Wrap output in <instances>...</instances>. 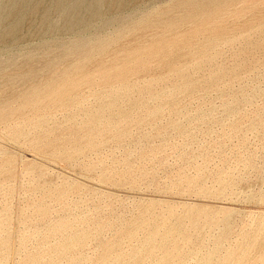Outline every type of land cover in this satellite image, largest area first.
Wrapping results in <instances>:
<instances>
[{
  "label": "rangeland",
  "instance_id": "374dc122",
  "mask_svg": "<svg viewBox=\"0 0 264 264\" xmlns=\"http://www.w3.org/2000/svg\"><path fill=\"white\" fill-rule=\"evenodd\" d=\"M171 1L135 0L137 7L114 13L103 9V17L92 22L86 30L79 27L72 32L64 30L63 18L55 10L51 9L49 19L44 22L43 8H40L35 15L24 18L14 40L0 43V75L18 77L30 61L37 67L49 59L61 62L65 58V49L76 41L112 38L126 30L138 15L163 8ZM239 1L228 5L223 20L212 19L203 26L182 28L181 34L189 31L180 38L181 46L173 42L176 40L172 41L173 36H167L170 39L166 37L164 45L168 46L164 48L166 51L162 50L163 56L160 51V55L139 57L141 62V58H145L142 64L147 67L140 66L141 62L137 60L134 62L138 66L128 61L131 65L128 64V74L124 76L129 80V86H135L131 87L133 90L147 86L143 92H149L143 96V109L120 101L119 108L130 112L121 125L128 133L121 142H115L111 133H104L97 141L98 150H88L80 161L71 162L66 156L76 147L46 146L45 139L35 142L41 137L38 135L45 133L43 130L39 133L31 130V134L19 140L8 132L9 128L0 126V163L11 161V166H5L7 168L0 174V224L7 220L9 227L6 226L4 234L10 237V250L4 264H18L20 259L43 244L45 224L36 215L41 202L49 209L51 220L85 217L86 230L89 223L107 225L105 231L84 245L86 264L111 263L112 257L118 254L121 255L118 264H136L131 250L154 226L160 227L162 236L172 230L171 237L178 242L183 256L182 264H203V258L209 253H213L210 264H264V49L251 45L260 42L264 35L260 28L264 0ZM20 3L21 0H0V32L10 25V11ZM36 3V0H26L23 9H35ZM43 7L49 8L50 2ZM134 9H138L137 12ZM215 25L227 34L220 35V43H206L213 39V34H192V30L204 33ZM232 34L239 36L229 37ZM128 42V38L118 40L117 45ZM137 46L133 43L130 47ZM203 49L210 50H206L208 56L201 57ZM209 56L211 59L207 61ZM96 57L81 73L73 75L74 79L84 74L93 75V78L99 76L98 69H91L100 60ZM146 61L148 63H144ZM38 69L42 70L39 76L44 77L45 71L41 67ZM179 70L185 75L182 76ZM217 72L220 79L212 83L208 77ZM186 81L188 84L184 83ZM1 85L5 86V83ZM15 86V93L24 92L26 88L18 82ZM96 87V92L101 93L107 86ZM150 92L157 97L150 98ZM132 94L135 98L138 91ZM10 95L9 92L0 94V104ZM88 95L89 90L85 89L84 107L95 102V98ZM156 108L161 110L158 116L149 117V111ZM23 116L18 123L33 118L30 112ZM81 120L79 117L77 122ZM120 120L123 119H116V124ZM140 121H144L142 126L137 125ZM53 122H60L64 127L51 132L49 140L57 141V145L68 144L71 137L69 122L61 114L47 127L52 128ZM70 187L75 191L70 199L76 206L67 209L68 202L57 199L53 191ZM169 206H174L179 213L185 207L207 209L216 223L209 226L201 218L196 226L185 221L180 227H174L175 218L171 217L161 224V214ZM5 208L6 213H1ZM144 221L148 225L137 231L136 238H128L132 228ZM185 236L190 237L188 242H183ZM22 237H26L27 244H21ZM71 253L66 256L67 260L76 257V252ZM40 254L45 259L40 264H45L48 255L42 250ZM161 254L156 251L145 264L154 263ZM66 258L59 264H66Z\"/></svg>",
  "mask_w": 264,
  "mask_h": 264
},
{
  "label": "bare ground",
  "instance_id": "6f19581e",
  "mask_svg": "<svg viewBox=\"0 0 264 264\" xmlns=\"http://www.w3.org/2000/svg\"><path fill=\"white\" fill-rule=\"evenodd\" d=\"M25 1L26 0H21V3L19 5L17 4V6L13 7L14 5L13 4L11 6L13 7L12 11H10L11 12L10 14L12 16V21L6 29L0 32V43L8 40H14L18 36L24 18L27 16L35 15L37 11L40 10V8H43L42 10H43L44 22H46V20L49 19L51 14V9L55 10L56 12H59L63 18L64 30L72 32L79 27L81 29L86 30L87 27L90 26L92 22L103 17V9H105L106 12L114 13V12H122L123 10L137 7L135 0H36L37 3L35 9H31L30 11H25L23 9V5ZM48 1L50 2V7L44 9L43 6ZM159 1L162 0H158V2ZM233 1L235 0H172L169 4H167L163 8L157 9L145 15L144 14L138 15L135 18L136 20H133V22L129 24L126 30L118 32L112 38H97L93 40L80 39L76 41L74 44H72L71 46L65 49L63 53V55H65V58L61 62L57 63L49 59L47 61H42L41 65L37 67V65L34 64L33 61H30L29 64L26 66L25 71L20 73L18 77H4V75H0V92H1L0 94H2V96L8 94V92L11 94L8 97L7 101L0 104V126H2V128L3 127L9 128L8 132H10L14 138L19 140L21 138L23 139L24 137H26L30 133L29 131L31 130L35 133H39V131L43 130L45 133L38 135L41 137L38 136H37L38 138H36V136L33 137L34 140L36 138L35 142H37L40 139H45V141L47 142L46 146H53V147L59 146L60 149H65V147L69 145L76 147L73 153L66 156L68 159H70L71 162L80 161L81 156H83L85 154L84 152H87L88 150L90 151L98 150L97 141L100 138V136L103 135L104 133H108V132L111 133L112 139L115 142L117 143L121 142L122 139L128 135L127 131H125L126 127H122L121 125L123 124V122L126 121L125 119L129 117L130 112L128 113V111L119 108L120 101L122 100L123 102H130L133 108L143 109L145 106V101L143 96L144 94L149 92L148 90H145L143 92L144 89L148 88L147 86L144 87V89L138 87L137 90H133L131 88L135 86L132 85L129 86L128 84L129 80L126 78V76H124V74H128L127 72L128 67L129 65H131L128 63V61H132L133 63H135L134 61L136 60L139 61L140 60L139 57H142V55L143 57H145L144 55H160V51H162L164 48H166V46H168V45L166 46L164 45L167 36H173L172 41L176 40L173 42L180 44L179 46H181V41H179L180 38H183L184 34L185 35L188 34L186 32L189 31L187 30L185 31L184 34H181L180 32L182 28L184 27L192 28L193 26L198 27V25L203 26L209 24L212 19L214 20L225 19L227 16L226 9L228 5L230 6V3L232 4ZM240 2L241 0L239 1V3ZM247 4L250 3L247 2ZM244 6H246V4ZM134 10H136L137 12L138 9H134ZM136 12H134V14ZM261 24L262 25L260 28L263 29L262 33L264 34V16L262 18ZM253 27L251 28V30L253 29ZM200 32L201 31L192 30V34L195 36L197 34L198 35L201 34L203 36L208 34L211 35L213 34V39L206 41V43L209 45H212L215 42H217L220 35L224 36V34H226L224 33V30H220V28L217 25H215L213 29H208L204 33H200ZM235 34H234L235 37L239 36ZM229 37H233V34L232 36ZM126 38L129 39L128 43L123 45H117L118 40H122ZM133 43H136L139 46H137V48H131L130 46ZM217 43L220 42L218 41ZM251 45L254 48L263 47L264 49V35L262 36L260 42H255L252 43ZM114 46L116 47L113 49ZM124 47H129V48H124ZM186 47H188V45ZM210 48H213V46H211ZM206 50L204 51L203 49L204 51L203 54L200 53L202 55L201 57H204L203 55L206 56L207 55L206 52L210 51L211 49L207 51ZM194 53L196 54L195 51ZM163 55L164 52L162 56ZM96 56H99L100 60L95 62L94 65L91 67V69H96V70L98 69L101 74L99 76L98 74L94 75L96 76L95 78H93V75L84 74V76L81 75L82 77L78 79H74L73 75L81 73L83 69L87 67L88 64H90L93 58ZM192 57L193 56H191V58ZM142 59L144 61L145 58H141V60ZM206 59L208 61L211 59V57L209 56ZM143 61L142 62L139 61L141 62L140 66L144 65L145 67H147L145 64H142ZM149 62H151V60H149ZM121 63L122 64L125 63V64L122 65ZM144 63H148V62L146 61ZM188 63L191 62L189 61ZM149 64L148 66L150 67ZM199 65L200 64L198 63V66ZM136 66L138 65L136 64ZM188 66L190 65L188 64ZM40 67L45 71L44 77L39 76L40 71H42L38 69ZM145 70L146 69H144V71ZM133 71L134 70H132L131 72ZM134 72H136V69ZM219 72L213 75L211 74V77L208 75L209 76L208 78H210V81L212 83H217L218 80L220 79L221 75L219 74ZM180 73L182 74V76L185 75V73H183L182 71H180ZM183 78H187V77H183ZM96 80L98 83L96 82ZM183 80L185 81V79ZM17 82L23 83L25 85L26 88L24 89V92L15 93V89H16L15 85ZM143 82L146 81L143 80ZM2 83H5V86H2L1 85ZM184 83L188 84L187 81ZM102 85L103 86L106 85L107 87H104L101 93L100 91L99 93L96 92L94 87L96 86L101 87ZM141 85H143V83ZM85 89L89 90L90 95L88 96L95 98V102H93L94 104L89 107H84L85 104H83L85 103V98L83 97V92L85 91ZM135 91L136 92L138 91V96L134 98L132 93H134ZM149 96L150 98H156L157 94L150 92ZM170 96H172V93L170 94ZM15 102L17 103V106L19 104L18 107L13 106L15 105ZM26 112L32 113L33 118L32 119L27 118L28 120L26 122H23L21 124L18 123L17 120L23 118L24 117L23 115H25ZM159 112H161V110L159 108H156L150 110L148 115L149 117H156L158 116ZM59 114L63 115V118H65L66 121H68L70 124L68 129H71V131L69 132L71 133L70 135L71 137L69 140L70 142L68 144L62 143L60 145L59 144L57 145V141L49 140L51 136L50 134L51 132L53 133V131L54 132L60 131L62 127H64L60 122L57 123L53 122L54 125L52 124L53 125L52 128L47 127L49 122H52L54 117ZM79 117L80 118L82 117L81 120L82 122L80 123L77 122V119ZM116 119H123V120H120L116 124ZM149 120L150 118L148 119V121ZM143 124L144 121H140L137 123L138 126H142ZM47 128L49 131L47 130ZM47 131L49 132V134L47 133ZM99 144L101 145L102 142H100ZM10 164L11 161L1 162L0 174L7 167H10L11 166ZM5 166L7 167L5 168ZM53 192L56 195L57 199L59 198L61 200H65L68 202V204L65 205L67 209H71L73 206H76L70 199L71 198L70 195L75 192L72 189V187L64 188V189H55ZM6 211L7 209L5 208L1 211V213L5 214ZM36 215L40 219V221L45 224L44 225L45 228H43L44 229L43 244L39 246V248L37 247L38 249L35 250L34 252H31L30 254L23 257L22 260L20 259L18 264H40L41 262H43V260H45L40 254L41 250L48 255L45 264H59V261L64 257L66 258V256L69 255L71 252H76L77 253L76 257L71 258L70 260H67L66 258L65 260L66 264H86L87 260L83 254V250L87 240L91 239L92 237H94L95 239L97 234H100L101 232L105 231L108 228L107 225L100 226L95 223L90 225L89 223L86 224V227L88 225V230H86L84 226L85 217H80V218L76 217V219L74 220L61 219V218L57 220H51L49 219L50 216L49 209L43 205V202H41L40 205L37 206ZM161 216H163L161 220V224H165L169 219L171 220V217L175 218L174 227L175 226L180 227L185 223V221H188L189 224L196 226L198 225V222L201 218L205 219L206 224L209 226H213L216 223L215 218L213 217L212 213L209 210L199 209L197 207H185L183 211L179 213L174 206H169L167 207L166 211L161 214ZM147 225L148 222L144 221L134 226L132 228L133 232H130L128 238L135 239L137 231H139V229H143ZM6 226L9 227L7 220L4 221L2 224H0V264H4L7 261V255L10 250V237L9 235L4 234V232L6 233ZM171 232L172 230L170 229L166 235L162 236L160 233V227L154 226L153 229L147 233L145 238L139 241L137 245L134 246V248L131 250V257L135 260V263L145 264L149 260V258H153V256H155L156 251H161L162 254L160 258L155 260L154 263L152 264H167L175 261L178 264H182L183 256L180 251V246L178 245V242H176V240L172 239ZM183 239H184L183 242H188L190 237L185 236ZM25 240L26 237H22V242H21L22 245L26 243ZM212 256L213 253L207 254L203 258V264H210L212 260ZM112 258H113L112 262L107 264H118L121 259V255L118 254ZM101 264H106V263H101Z\"/></svg>",
  "mask_w": 264,
  "mask_h": 264
}]
</instances>
